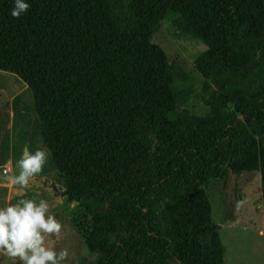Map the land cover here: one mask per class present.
I'll return each instance as SVG.
<instances>
[{
  "label": "trees",
  "instance_id": "trees-1",
  "mask_svg": "<svg viewBox=\"0 0 264 264\" xmlns=\"http://www.w3.org/2000/svg\"><path fill=\"white\" fill-rule=\"evenodd\" d=\"M27 2L0 0V70L30 90L94 264H223L210 182L258 171L264 222V0ZM164 19L206 46L205 115L176 106Z\"/></svg>",
  "mask_w": 264,
  "mask_h": 264
},
{
  "label": "rangeland",
  "instance_id": "rangeland-1",
  "mask_svg": "<svg viewBox=\"0 0 264 264\" xmlns=\"http://www.w3.org/2000/svg\"><path fill=\"white\" fill-rule=\"evenodd\" d=\"M151 41L165 52L173 75L172 93L179 111L196 115L209 113L203 101L207 80L195 68L194 60L206 46L198 38L181 32L169 20H162ZM47 151L42 143L32 96L26 84L14 73L0 70V173L18 174L16 161L38 149ZM48 152V151H47ZM207 187L211 220L217 225L226 250L223 264H264V222L258 171L241 172ZM62 180L48 158L43 170L35 174L27 196L44 198L50 211L62 223L59 237L49 236L46 243L57 250L66 249L62 264H94L83 238L71 223L79 213L75 203L60 195ZM14 202L12 189L0 187V204ZM229 204L231 207H229ZM229 211L230 217L224 214ZM0 264H14L13 258L0 254Z\"/></svg>",
  "mask_w": 264,
  "mask_h": 264
},
{
  "label": "clouds",
  "instance_id": "clouds-1",
  "mask_svg": "<svg viewBox=\"0 0 264 264\" xmlns=\"http://www.w3.org/2000/svg\"><path fill=\"white\" fill-rule=\"evenodd\" d=\"M29 8L27 0H13L10 14L19 18ZM49 155L38 148L16 161L18 174L0 173V187L10 188L14 194V202L10 198L0 204V254L13 258L14 264H62L68 256L66 249L46 243L62 230V223L50 211V202L27 196L31 178L43 170Z\"/></svg>",
  "mask_w": 264,
  "mask_h": 264
},
{
  "label": "water",
  "instance_id": "water-1",
  "mask_svg": "<svg viewBox=\"0 0 264 264\" xmlns=\"http://www.w3.org/2000/svg\"><path fill=\"white\" fill-rule=\"evenodd\" d=\"M234 174L232 172H230V177H232Z\"/></svg>",
  "mask_w": 264,
  "mask_h": 264
},
{
  "label": "built area",
  "instance_id": "built-area-1",
  "mask_svg": "<svg viewBox=\"0 0 264 264\" xmlns=\"http://www.w3.org/2000/svg\"><path fill=\"white\" fill-rule=\"evenodd\" d=\"M6 169H4V171H5Z\"/></svg>",
  "mask_w": 264,
  "mask_h": 264
}]
</instances>
